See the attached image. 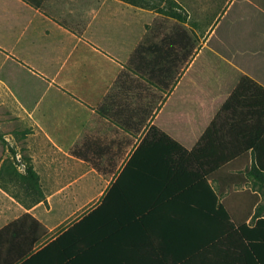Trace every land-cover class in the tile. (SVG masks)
Returning a JSON list of instances; mask_svg holds the SVG:
<instances>
[{
	"label": "crops",
	"instance_id": "obj_1",
	"mask_svg": "<svg viewBox=\"0 0 264 264\" xmlns=\"http://www.w3.org/2000/svg\"><path fill=\"white\" fill-rule=\"evenodd\" d=\"M0 0V231L33 251L18 264H259L247 238L264 218V169L245 155L183 194L197 160L165 157L153 126L192 151L244 76L264 87V0ZM155 141V140H154ZM264 166V135L259 142ZM39 177L37 203L17 182ZM18 194V195H17ZM209 202V201H207ZM158 205V206H157ZM157 206V207H156ZM39 222L40 224H37ZM251 237V236H250ZM255 247V248H253Z\"/></svg>",
	"mask_w": 264,
	"mask_h": 264
},
{
	"label": "trees",
	"instance_id": "obj_2",
	"mask_svg": "<svg viewBox=\"0 0 264 264\" xmlns=\"http://www.w3.org/2000/svg\"><path fill=\"white\" fill-rule=\"evenodd\" d=\"M131 4L141 6L144 8L160 9L159 6L164 0H125ZM242 99L238 101V98ZM237 100L238 105L245 107L247 115L245 117L234 118L230 120L229 129H225L222 125H218V120H214L207 131L202 135L197 146L188 151L182 147L178 142L173 140L169 135L162 133L156 126H153L148 136L143 140L140 147L135 152L131 162L127 165L126 171L122 175L128 174L129 170L134 168V163L143 154L146 145L149 143L166 142V144H174L176 149H167L165 157L168 159L174 158L175 153H182L189 159L197 160L198 172L193 174L188 173L189 165H183L182 170L173 161H169V165L173 170L171 178H175L179 172L184 174V183L180 188V192L187 194L190 192L209 193L210 198H201L194 206L219 208L217 214L225 216L226 222L235 230V223L224 209L223 205L219 203V194L215 192L209 184L210 177L224 166L232 161L251 155L253 160L251 173L256 175L259 169H264L261 162L262 150L259 142L264 135V87L260 86L249 76H244L234 92L230 100L225 104L224 109H230L232 101ZM3 140V136L0 135ZM155 140V141H154ZM20 189H23L27 197L33 199V203H37L43 197V192L40 186L39 177L32 166L28 165L26 174L23 179H18L17 182ZM18 195V194H17ZM209 201V202H207ZM158 206V205H157ZM156 206V207H157ZM37 224H40L37 222ZM15 224L8 226L0 231V264H18L33 251V246L26 249L23 245L15 246L12 242L4 239V234L9 228ZM248 230L251 234L247 238L257 242L255 248L256 259L259 264H264V218H261L252 228L240 227L239 232ZM251 236V237H250Z\"/></svg>",
	"mask_w": 264,
	"mask_h": 264
},
{
	"label": "rangeland",
	"instance_id": "obj_3",
	"mask_svg": "<svg viewBox=\"0 0 264 264\" xmlns=\"http://www.w3.org/2000/svg\"><path fill=\"white\" fill-rule=\"evenodd\" d=\"M5 115H6V111L0 107V135H2L1 134V132H2L1 128L2 127H7V126H13L14 127V126H16L15 122L11 121V120H7L5 118ZM6 142L7 141H5L4 136H3V140L0 139V150H1L2 146L3 147L6 146V144H7Z\"/></svg>",
	"mask_w": 264,
	"mask_h": 264
}]
</instances>
